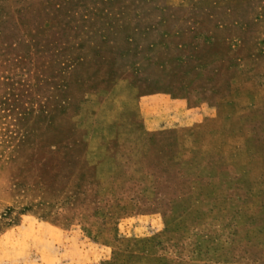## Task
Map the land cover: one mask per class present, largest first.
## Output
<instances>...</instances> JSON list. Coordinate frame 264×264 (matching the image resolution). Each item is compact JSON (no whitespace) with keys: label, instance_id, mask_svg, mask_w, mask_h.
<instances>
[{"label":"rangeland","instance_id":"374dc122","mask_svg":"<svg viewBox=\"0 0 264 264\" xmlns=\"http://www.w3.org/2000/svg\"><path fill=\"white\" fill-rule=\"evenodd\" d=\"M0 264H264V0H0Z\"/></svg>","mask_w":264,"mask_h":264}]
</instances>
